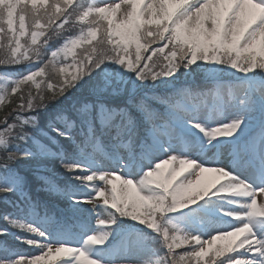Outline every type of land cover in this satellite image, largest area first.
I'll return each mask as SVG.
<instances>
[{
	"label": "snow or ice",
	"instance_id": "1",
	"mask_svg": "<svg viewBox=\"0 0 264 264\" xmlns=\"http://www.w3.org/2000/svg\"><path fill=\"white\" fill-rule=\"evenodd\" d=\"M0 67V264H264V0H0Z\"/></svg>",
	"mask_w": 264,
	"mask_h": 264
},
{
	"label": "trees",
	"instance_id": "2",
	"mask_svg": "<svg viewBox=\"0 0 264 264\" xmlns=\"http://www.w3.org/2000/svg\"><path fill=\"white\" fill-rule=\"evenodd\" d=\"M3 71H4L3 67H0V72H3ZM9 71H15V69H9ZM228 79H229L228 77H224V78H223V80H224L225 82H226ZM204 80H205V78H204L203 74H200V75L196 78L195 83H196V84H199V85H203V84H204ZM178 86L191 87V86H192V78H189L187 82H185V81L183 80V78H182V80H181V82H180V85H178ZM161 91H162V90H157V94H160ZM3 114H4V113H3L2 111H0V117H2Z\"/></svg>",
	"mask_w": 264,
	"mask_h": 264
},
{
	"label": "rangeland",
	"instance_id": "3",
	"mask_svg": "<svg viewBox=\"0 0 264 264\" xmlns=\"http://www.w3.org/2000/svg\"><path fill=\"white\" fill-rule=\"evenodd\" d=\"M211 103H212V99H211V97H208V105H209V107L212 106Z\"/></svg>",
	"mask_w": 264,
	"mask_h": 264
}]
</instances>
